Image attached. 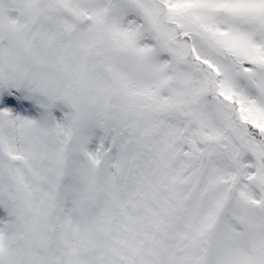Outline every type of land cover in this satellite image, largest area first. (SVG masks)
Returning <instances> with one entry per match:
<instances>
[{
	"label": "snow or ice",
	"instance_id": "snow-or-ice-1",
	"mask_svg": "<svg viewBox=\"0 0 264 264\" xmlns=\"http://www.w3.org/2000/svg\"><path fill=\"white\" fill-rule=\"evenodd\" d=\"M0 264H264V0H0Z\"/></svg>",
	"mask_w": 264,
	"mask_h": 264
}]
</instances>
